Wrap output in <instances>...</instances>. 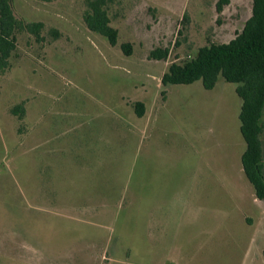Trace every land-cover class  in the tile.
Returning <instances> with one entry per match:
<instances>
[{"label":"rangeland","instance_id":"374dc122","mask_svg":"<svg viewBox=\"0 0 264 264\" xmlns=\"http://www.w3.org/2000/svg\"><path fill=\"white\" fill-rule=\"evenodd\" d=\"M219 1L115 0L113 47L87 28L86 0H13L45 28L0 70V264H264L238 85L162 84L251 17L253 0Z\"/></svg>","mask_w":264,"mask_h":264},{"label":"trees","instance_id":"16d2710c","mask_svg":"<svg viewBox=\"0 0 264 264\" xmlns=\"http://www.w3.org/2000/svg\"><path fill=\"white\" fill-rule=\"evenodd\" d=\"M52 2L53 0H42ZM115 0H86L87 10L83 20L87 28L104 36L111 46L118 45V30L111 26L110 6ZM229 0H220L218 12H222ZM42 22L28 23L17 18L13 0H0V70L5 72L17 49L21 34L35 36L43 41ZM58 38L60 32L52 30ZM126 55H131V45H122ZM169 49H155L150 58L166 60ZM236 84L242 100L240 115L241 133L246 142L242 156L244 173L254 188L256 198L264 201V151L261 136L264 131V0H253L251 17L234 39L225 44H211L198 50L194 58L183 63H173L163 75V86L191 85L201 81L206 90L215 88L219 78ZM136 114L143 117V103L135 105ZM11 113L21 122L26 115L23 104L14 107Z\"/></svg>","mask_w":264,"mask_h":264},{"label":"crops","instance_id":"0c3cea01","mask_svg":"<svg viewBox=\"0 0 264 264\" xmlns=\"http://www.w3.org/2000/svg\"><path fill=\"white\" fill-rule=\"evenodd\" d=\"M259 200V199H258ZM260 201V200H259ZM253 240H255V239H253Z\"/></svg>","mask_w":264,"mask_h":264}]
</instances>
